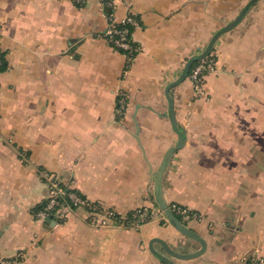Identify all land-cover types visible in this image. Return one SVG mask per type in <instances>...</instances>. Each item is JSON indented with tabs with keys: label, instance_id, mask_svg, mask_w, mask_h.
Here are the masks:
<instances>
[{
	"label": "crops",
	"instance_id": "crops-1",
	"mask_svg": "<svg viewBox=\"0 0 264 264\" xmlns=\"http://www.w3.org/2000/svg\"><path fill=\"white\" fill-rule=\"evenodd\" d=\"M249 1L115 0L116 18L132 12L138 21L141 52L129 67L105 34L113 8L104 0H0V258L164 264L154 238L201 247L161 215L138 228L92 226L83 208L62 224L38 219L48 197L42 172L123 214L154 206L151 172L178 141L167 87ZM211 56L218 71L205 75V92L190 75L170 89L185 143L162 192L191 211L182 220L207 242L176 264H251L264 257V0L216 39Z\"/></svg>",
	"mask_w": 264,
	"mask_h": 264
},
{
	"label": "built area",
	"instance_id": "built-area-1",
	"mask_svg": "<svg viewBox=\"0 0 264 264\" xmlns=\"http://www.w3.org/2000/svg\"><path fill=\"white\" fill-rule=\"evenodd\" d=\"M105 4L113 8L109 14V26L105 34L110 41L120 49H123L129 60V67L136 54L141 51L139 46L132 37L133 29L138 25V21L132 12H129L122 20L116 18L115 0H104ZM121 25V26H119ZM2 52L0 51V64L2 62ZM215 58L209 56L203 58L194 68L190 77L193 79L198 92L203 89L205 75L215 68ZM129 67L127 69H129ZM202 87V88H201ZM119 108L121 114L126 106V95L119 93ZM42 177L48 187V197L44 205L35 211V216L41 220H53L56 223L66 221L68 212L77 208H83L88 211V220L98 227L124 226L140 227L144 222L155 216L166 218L164 211L157 206L139 207L130 213L123 214L112 207L105 206L100 202L93 201L77 190L67 187L62 179L53 171H43ZM174 212L181 214L183 218H188L191 211L180 204L172 203ZM167 219V218H166ZM24 256L19 252L14 257H1L0 264H16L17 258ZM251 264H264V257L259 254L253 255Z\"/></svg>",
	"mask_w": 264,
	"mask_h": 264
},
{
	"label": "water",
	"instance_id": "water-1",
	"mask_svg": "<svg viewBox=\"0 0 264 264\" xmlns=\"http://www.w3.org/2000/svg\"><path fill=\"white\" fill-rule=\"evenodd\" d=\"M255 1L256 0H250L243 7V9L240 11V13L237 15V17H235L232 21H230L228 24H226L219 31H217V33H215V35L210 40L206 49L202 53H200L194 57H191L187 61L180 77L178 79H176L175 81H172L167 87L166 93H167V97H168V101H169V106H168V112L166 113V116L169 117V119L171 120V123L173 124L175 131L178 133V141L174 146H171L166 151V153L164 154V157H163L161 163L159 164V166L157 167V169L152 170V172H151V180H152L153 185H154V196H155L154 203H155V206L160 207L164 211L165 216H166L169 223H171L184 236L198 241L201 244V247L197 250H194V251H180L177 248L171 246L166 240H164L162 238H154L150 243V248H151L152 252L164 264H176V259L195 258V257L203 254L207 248V242L205 241V239L197 231H195L194 229H192L191 227L186 225V223L176 215V213L174 212V210L171 207V204L165 200V198L163 196V192H162L163 176H164V173L167 169L169 161H170L172 155L178 149L183 147V145L185 143V136H184L185 132L183 129L179 128V126H178V121H177V117H176V113H175V105H174L173 98L170 94V89H171V87H173V86L177 85L178 83H180L181 81H183L186 78V76H188V73H189V70H190L192 64L195 61H198V60L205 58L212 51V48H213V45H214L216 39L222 33L232 29L237 23H239L241 21V19L243 18V16L245 15V13L247 12V10L249 9V7ZM153 242L161 243L164 252H161V251L155 249L153 246Z\"/></svg>",
	"mask_w": 264,
	"mask_h": 264
},
{
	"label": "trees",
	"instance_id": "trees-1",
	"mask_svg": "<svg viewBox=\"0 0 264 264\" xmlns=\"http://www.w3.org/2000/svg\"><path fill=\"white\" fill-rule=\"evenodd\" d=\"M119 26H121V25H119ZM1 54H2V62H1V64H0V72L3 71V70H5L6 67H7L6 60H5V58H4V53L2 52ZM210 55H211V52H210L206 57H209ZM206 57H205V58H206ZM201 61H202V59H201V60H198V61H195V62L192 64V66H191V68H190V70H189V74L192 73L193 68H194L199 62H201ZM45 202H46V201H45ZM45 202H44V203H45ZM44 203H42L39 207H37V208L35 209V211H37L39 208H41V207L44 205ZM175 213H176V215H177L181 220L183 219V216H182L181 214L177 213L176 211H175Z\"/></svg>",
	"mask_w": 264,
	"mask_h": 264
},
{
	"label": "rangeland",
	"instance_id": "rangeland-1",
	"mask_svg": "<svg viewBox=\"0 0 264 264\" xmlns=\"http://www.w3.org/2000/svg\"><path fill=\"white\" fill-rule=\"evenodd\" d=\"M141 52V51H140ZM139 52V53H140ZM215 66V65H214ZM218 67H217V64H216V66H215V68H214V70L212 71V72H214V71H218V69H217ZM188 75H190L189 73H188ZM206 78V77H205ZM205 78H204V80H205ZM203 89H204V87H203ZM202 92V91H201ZM204 92H205V89H204ZM127 108V107H126ZM67 186V185H66ZM67 187H69V186H67ZM72 212L73 211H70V212H68V218L70 217V215L72 214ZM86 212V214L85 215H87V221H88V223L89 224H91L92 226H95L93 223H90V221L88 220V214H89V212L88 211H85ZM68 218H67V220H68ZM67 220L66 221H63V222H57V223H59V224H62V223H65V222H67ZM46 221H50V220H46ZM145 223V222H144ZM95 227H98V226H95ZM109 227H115V226H109Z\"/></svg>",
	"mask_w": 264,
	"mask_h": 264
}]
</instances>
